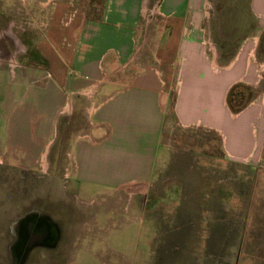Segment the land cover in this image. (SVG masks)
Returning a JSON list of instances; mask_svg holds the SVG:
<instances>
[{
	"label": "rangeland",
	"instance_id": "374dc122",
	"mask_svg": "<svg viewBox=\"0 0 264 264\" xmlns=\"http://www.w3.org/2000/svg\"><path fill=\"white\" fill-rule=\"evenodd\" d=\"M149 1L141 17L133 1L126 18L102 15V22L120 21L115 31L126 27L124 21L134 24L126 35L138 45L135 57L123 72L108 73L92 103L69 94L72 109L65 115L58 111L65 93L58 86L61 74L51 66L52 77L45 74L39 50L52 51L40 40L54 47V32L67 44L71 7L62 5L65 0H0V264H20L13 251L21 235L32 234L24 218L31 212L53 231L48 243L30 247L21 264H264V169L226 159L214 131L169 130L170 113L166 129L158 118L155 135L153 127L119 135L108 133L106 122L100 130L92 125L112 122L99 114L118 103L124 104L120 115H160L174 91L178 95L187 84L190 32L177 25L166 37L155 6L159 0ZM72 18L76 25L78 14ZM80 37L75 32L67 45L79 46ZM98 58L88 57L84 67L69 64L68 77L96 82L105 68ZM141 80L151 85L150 94L140 95L146 102L134 96ZM109 81L122 83L109 87ZM247 87L235 90L262 99L260 87ZM99 101L95 110L84 107ZM48 139L47 155L25 152L26 144L40 150ZM169 155L174 161L155 169L149 180L148 167ZM130 179L140 184L126 185ZM17 218L25 220L23 234Z\"/></svg>",
	"mask_w": 264,
	"mask_h": 264
},
{
	"label": "crops",
	"instance_id": "0c3cea01",
	"mask_svg": "<svg viewBox=\"0 0 264 264\" xmlns=\"http://www.w3.org/2000/svg\"><path fill=\"white\" fill-rule=\"evenodd\" d=\"M65 1L66 3L62 5L71 7V16H68L67 20V28L72 26L67 33L68 41H71L77 32L81 36L78 39L79 46L67 45L69 42L67 41L66 44L64 40L57 38L54 32L53 38L56 39L54 47L45 39L40 40L45 41L52 51L43 47L39 50V56L47 76L52 77L48 70L49 66L52 67L53 72L59 71L61 74L58 86H65V93H63L64 101L60 104L58 111L66 115L72 109L69 94L88 98L92 103L93 95L101 91L99 85L108 73L123 72L135 57L138 45L133 44L134 36L130 40L126 35L127 27L134 24L124 21L123 25L126 27L115 31L113 25L120 21L106 22L107 20H104L102 22V15L108 13L112 14V18H126L131 13L133 1V7L141 17L143 5L146 7L150 1L108 0L107 3L105 0ZM42 2L47 5L46 1H40L41 4ZM161 2L162 0L157 1L155 6L159 8L158 16L164 17L165 21L161 23V29L166 37L177 25H182L184 30L190 32L191 38L187 46L190 49L191 62L186 86L182 91L180 90L178 95L177 91H174L172 101L168 100V107L166 106L165 109L161 107L160 115L158 113V115H148L144 118L139 115H120L124 104L118 103L116 106L106 107L99 114L101 116L107 114L112 122L101 119L98 122H92V125L99 129L102 123L106 122L109 125L108 133L119 135L132 130L149 132V129L153 127L155 135L159 130L160 122L161 127L166 129V117L170 113L173 119L169 130L204 128L214 131L219 135L220 145L226 159L231 162L248 163L255 169H264L263 100L257 97L249 99L238 111H232L227 103L229 89L238 83L253 85L255 88L260 87L261 94L264 95V85H260L259 82L264 74V0H169L165 4V9ZM75 14H78L76 25H74L75 19L72 18ZM46 20L49 21V19ZM131 31H133L132 28ZM115 50L119 51L118 55L113 54ZM92 55H98L99 68L105 66L102 68L101 77L96 82L77 83L68 77L69 64L78 63L81 66L88 57H93ZM133 73V79L136 80L138 77L135 78V76L139 74V71ZM18 75L22 82L28 81L22 73ZM108 83L110 87L122 81L117 83L109 81ZM125 84L128 86L129 83ZM91 86L95 87L94 91H86ZM150 87L151 85L146 81L141 80L135 88V99L146 102L141 96L150 94ZM111 96V94L105 96L104 100L106 101ZM129 98H124V100L127 102ZM101 104L102 101H99L97 105L91 104L84 107L90 112ZM153 105L149 103L152 108ZM158 118H160L159 127L156 126ZM153 119L155 121L152 126ZM80 135L91 137L89 132H82ZM49 144L50 139L43 144L40 150L35 145L26 144L25 152L34 155L43 152L45 156V153L48 154ZM173 161L171 155L162 157L160 160L156 158L154 165L148 167V170L153 169L152 176L148 179L153 178L155 169H166L165 162L167 164ZM148 179L142 182L146 183ZM254 180L256 178H253L255 183ZM125 184L132 186V184L140 183L135 179H130Z\"/></svg>",
	"mask_w": 264,
	"mask_h": 264
},
{
	"label": "flooded vegetation",
	"instance_id": "af4514ba",
	"mask_svg": "<svg viewBox=\"0 0 264 264\" xmlns=\"http://www.w3.org/2000/svg\"><path fill=\"white\" fill-rule=\"evenodd\" d=\"M34 215L35 214H33L31 212V214H28L24 217L27 221L26 222L27 225L29 227H31V229H29V230H30V232L32 231V234H28L26 236L21 235L22 240L18 243L16 250L13 251L14 256L16 255V257H17V259H16L17 262L20 264L23 261L22 259H24L25 255L27 254L30 247L34 244H37V243H48V241H50V240H48V238H50L51 232L53 231V228L49 224L42 223V220H40L41 222L37 221L38 219ZM30 216H33L35 218L31 219ZM21 220H22V218H17V220L14 224L23 234V230L21 228H22V224H23L22 222H24L25 220L20 222ZM30 238H32V239L30 240ZM46 240H48V241H46ZM20 254H24V255L19 260L18 258L20 257L19 256Z\"/></svg>",
	"mask_w": 264,
	"mask_h": 264
},
{
	"label": "trees",
	"instance_id": "16d2710c",
	"mask_svg": "<svg viewBox=\"0 0 264 264\" xmlns=\"http://www.w3.org/2000/svg\"><path fill=\"white\" fill-rule=\"evenodd\" d=\"M237 86H241L243 87V89L248 88L247 85L238 83L229 89L228 94H227V103L232 111H238L239 109L244 107L247 101L249 100V97L246 98L244 94L235 90Z\"/></svg>",
	"mask_w": 264,
	"mask_h": 264
},
{
	"label": "built area",
	"instance_id": "2783aa9c",
	"mask_svg": "<svg viewBox=\"0 0 264 264\" xmlns=\"http://www.w3.org/2000/svg\"><path fill=\"white\" fill-rule=\"evenodd\" d=\"M262 100H263V102H264V95H262Z\"/></svg>",
	"mask_w": 264,
	"mask_h": 264
},
{
	"label": "bare ground",
	"instance_id": "6f19581e",
	"mask_svg": "<svg viewBox=\"0 0 264 264\" xmlns=\"http://www.w3.org/2000/svg\"><path fill=\"white\" fill-rule=\"evenodd\" d=\"M144 10V9H143ZM11 65V64H10Z\"/></svg>",
	"mask_w": 264,
	"mask_h": 264
}]
</instances>
